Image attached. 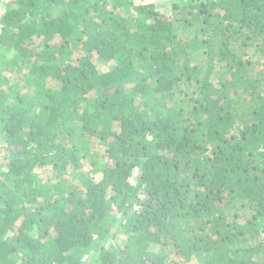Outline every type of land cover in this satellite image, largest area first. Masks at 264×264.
I'll return each instance as SVG.
<instances>
[{"label": "trees", "instance_id": "1", "mask_svg": "<svg viewBox=\"0 0 264 264\" xmlns=\"http://www.w3.org/2000/svg\"><path fill=\"white\" fill-rule=\"evenodd\" d=\"M173 1L0 0V264H264V0Z\"/></svg>", "mask_w": 264, "mask_h": 264}, {"label": "rangeland", "instance_id": "2", "mask_svg": "<svg viewBox=\"0 0 264 264\" xmlns=\"http://www.w3.org/2000/svg\"><path fill=\"white\" fill-rule=\"evenodd\" d=\"M135 3L136 4L142 3V4L154 5L156 7V9L161 11V12H164V13L166 12L168 15H172V16L175 15L172 12V9L175 6L176 2L173 0H135ZM94 62H95L100 73L107 72V71L111 70L113 67V63H102L98 58H96L94 60ZM262 63L264 64V60L262 61ZM261 69H263V68L261 67ZM38 174L40 177H45L46 180H51L54 182L59 180V178H57L55 174L50 173L48 171L43 172V173L38 172ZM73 176L74 175L71 174L70 176L65 177V180L68 179L69 181H72ZM114 244H117V246L118 245H124L125 244V236L123 234L118 233L117 237L115 238ZM94 254H95V252L92 251L90 255H94ZM88 257H87V259H88ZM195 263L199 264L197 259H195Z\"/></svg>", "mask_w": 264, "mask_h": 264}]
</instances>
